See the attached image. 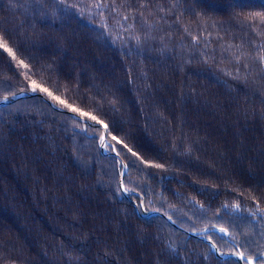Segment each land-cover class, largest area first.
Wrapping results in <instances>:
<instances>
[{
	"label": "trees",
	"instance_id": "1",
	"mask_svg": "<svg viewBox=\"0 0 264 264\" xmlns=\"http://www.w3.org/2000/svg\"><path fill=\"white\" fill-rule=\"evenodd\" d=\"M256 13L264 0H0L15 53L0 47V101L34 80L96 116L129 167L131 198L262 264ZM85 125L39 96L0 107V264H240L140 216L121 194L120 160L99 149L101 128Z\"/></svg>",
	"mask_w": 264,
	"mask_h": 264
},
{
	"label": "water",
	"instance_id": "2",
	"mask_svg": "<svg viewBox=\"0 0 264 264\" xmlns=\"http://www.w3.org/2000/svg\"><path fill=\"white\" fill-rule=\"evenodd\" d=\"M35 96L41 97L45 102H47L53 108L72 115L75 119L79 120L80 122H82L84 124H87L88 126L101 128L102 129V135L104 136L105 142L110 145V143H109V141L107 139V130L104 129V125L103 124H99V123L90 121V120H88V119H86V118H84V117H82L80 115H77V114H75L73 112L67 111L66 109L55 107L53 102L51 100L47 99L41 93H38V92H26V91L18 92L14 96H10V97H7V99L1 100L0 101V107L6 106V105L11 104V103H14L15 101H17L19 99H24V98H27V97H35ZM113 146L114 145H112V148H113L112 151L108 152L106 150V148L103 147L101 142H100L99 149H100L102 154H104V155L112 154V155L116 156L121 161L122 171H121V174H120V189H121L122 195H123V197L129 199L133 203L134 207L137 209L138 214L140 216H142V217H150V216H153V215H160V216L164 217L167 221H169L175 228H178L181 231L187 233V237L188 238L189 237H194V238H197V239L205 241L210 246L211 251L218 258H220V259L232 258V259H235L236 261H238L240 264H246V260H241L238 256H236L234 254V253H237V252H222V251H220L219 248L217 247V245L215 244V242L210 237L206 236L203 233H197V232H191V231L185 230L183 227L178 225L171 217L167 216L165 213H162V212H160L158 210H145L143 204H141L142 210H140L139 204L136 202V200L131 198L130 194L125 189L124 178H125L126 173L128 172V165L121 158V156L117 152L115 146L114 147ZM255 264H256V261H255Z\"/></svg>",
	"mask_w": 264,
	"mask_h": 264
},
{
	"label": "snow or ice",
	"instance_id": "3",
	"mask_svg": "<svg viewBox=\"0 0 264 264\" xmlns=\"http://www.w3.org/2000/svg\"><path fill=\"white\" fill-rule=\"evenodd\" d=\"M98 7L101 5H97ZM257 17H261V22L264 23V14L261 13H256L255 14ZM0 47L4 48L6 51H8L10 54H12L13 58L15 59V53L12 51L11 48L7 47V45L5 43H3V37L0 36ZM20 64H24L23 60L19 61ZM26 68L28 67L27 65H24ZM32 91H37V89L39 88L40 91L46 93L49 97H51L53 100L58 101L61 105L67 107L69 110L78 113L80 116L82 117H88L90 120L96 121L99 124H103V121H100L97 119L96 116L91 115L89 112H85L77 107H74L73 104H69L66 102V100L61 99L59 96H55L53 95V93L51 91H49L48 88L46 87H41L40 85L37 84L36 81H32ZM7 99V97L5 98ZM85 127H88V125L86 124ZM107 128V125H104V129ZM98 131H102L100 129H98ZM112 139H116V137H112ZM100 141L103 147L107 148L109 147V145L105 142L104 136L101 135L100 137ZM114 147V146H113ZM126 147V145H125ZM157 167H161L160 165H157ZM238 207V206H237ZM221 231H226L225 229H221ZM236 256H238L241 260H246V264H255V261L252 257H245L243 252H237L234 253ZM262 264H264V261H262Z\"/></svg>",
	"mask_w": 264,
	"mask_h": 264
},
{
	"label": "bare ground",
	"instance_id": "4",
	"mask_svg": "<svg viewBox=\"0 0 264 264\" xmlns=\"http://www.w3.org/2000/svg\"><path fill=\"white\" fill-rule=\"evenodd\" d=\"M17 94V93H16ZM15 95V94H14ZM14 95H11V96H14ZM8 97H10V96H8ZM5 99V98H4ZM25 99V98H24ZM3 100V99H2ZM20 100V99H19ZM16 102V101H15ZM14 102V103H15ZM12 104V103H11ZM9 105V104H8ZM7 106V105H6ZM55 106V105H54ZM52 107V106H51ZM56 107V106H55ZM53 108V107H52ZM59 108H62V107H59ZM55 109V108H54ZM63 109H65V108H63ZM57 110V109H56ZM67 110V109H66ZM57 111H59V110H57ZM67 111H69V110H67ZM59 112H62V111H59ZM70 112H72V111H70ZM63 113H66V112H63ZM74 113V112H73ZM66 114H68V113H66ZM76 114V113H75ZM70 115V114H69ZM78 115V114H77ZM72 116V115H71ZM73 117V116H72ZM74 118V117H73ZM77 120V119H76ZM97 123V122H96ZM84 124V123H83ZM104 125V124H103ZM102 130V129H101ZM106 130H107V128H106ZM107 139H108V132H107ZM109 141V140H108ZM101 142V141H100ZM109 143H110V147H111V150L109 151L108 150V148H106V150L108 151V152H111L112 151V145H114V144H112L110 141H109ZM100 145V144H99ZM115 146V145H114ZM116 148V147H115ZM117 150V149H116ZM118 152V151H117ZM109 156H114V155H112V154H108ZM116 157V156H115ZM117 158V157H116ZM121 162V161H120ZM122 165V164H121ZM128 169H129V167H128ZM122 171V170H121ZM121 174V173H120ZM119 185H120V178H119ZM120 191H121V189H120ZM121 194H122V192H121ZM123 196V195H122ZM131 196V195H130ZM133 199V198H132ZM135 200V199H134ZM137 202V201H136ZM138 203V202H137ZM141 204H143L144 205V203H141ZM141 204H139V207H140V210H142V208H141ZM144 209H145V206H144ZM146 210V209H145ZM152 210H156V209H152ZM159 211V210H158ZM164 218V217H163ZM169 222V221H168ZM179 225V224H178ZM186 230V229H185ZM187 231H189V230H187ZM191 232H193V231H191ZM197 233H199V232H197ZM200 233H202V232H200ZM187 234V233H186ZM192 238H194V237H192ZM218 247V246H217ZM210 250H211V248H210ZM220 250V249H219ZM221 251V250H220ZM212 252V251H211ZM222 252H224V251H222ZM239 252V251H238ZM213 253V252H212ZM214 254V253H213ZM215 255V254H214ZM216 256V255H215ZM217 257V256H216ZM230 259V258H229Z\"/></svg>",
	"mask_w": 264,
	"mask_h": 264
},
{
	"label": "rangeland",
	"instance_id": "5",
	"mask_svg": "<svg viewBox=\"0 0 264 264\" xmlns=\"http://www.w3.org/2000/svg\"><path fill=\"white\" fill-rule=\"evenodd\" d=\"M128 192V191H127ZM129 193V192H128ZM130 194V193H129ZM220 234H227L226 231H221V229H215Z\"/></svg>",
	"mask_w": 264,
	"mask_h": 264
}]
</instances>
